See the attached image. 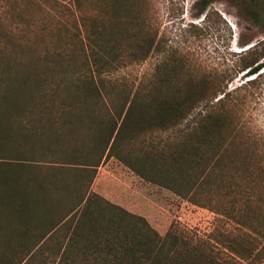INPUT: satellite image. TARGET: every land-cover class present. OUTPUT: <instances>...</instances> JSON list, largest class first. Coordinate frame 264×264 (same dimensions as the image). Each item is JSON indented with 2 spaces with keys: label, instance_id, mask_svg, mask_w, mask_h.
Here are the masks:
<instances>
[{
  "label": "trees",
  "instance_id": "16d2710c",
  "mask_svg": "<svg viewBox=\"0 0 264 264\" xmlns=\"http://www.w3.org/2000/svg\"><path fill=\"white\" fill-rule=\"evenodd\" d=\"M65 1L77 16L74 36L79 44H68H72L70 49L80 48L78 66L70 69L77 58L74 53L65 60L66 66L59 67V59L50 62L51 66L44 63V71L0 66V264L263 261L264 194L255 189L264 191V169L222 159L226 154L234 161L236 153L232 156L231 150L238 131L231 127L226 113L215 109V79L207 75L194 82L192 77L181 74L182 66L175 60L170 66L163 65L155 80L143 75L146 81L122 91V102L111 113L105 101V95L110 93L106 92L102 74L112 70L114 61L122 55L125 64L145 61L156 48L149 2ZM214 1L217 0H199V4L204 11ZM229 1L255 4V0ZM17 2L0 0V16L24 20L38 4L36 0H23L26 12H16L12 4ZM87 6L96 12L85 10ZM9 36L8 32L4 34L2 47L8 48ZM248 44L249 41L239 42L242 48ZM252 48L243 50L240 56L238 72L246 71L247 77L258 76L264 68ZM201 104L202 110L195 113ZM92 108L108 110L109 124L104 125L103 118L90 116L87 112ZM33 111L39 112L37 121L41 123L25 124L22 118ZM83 118L97 122L91 147L94 154L100 152L96 161L43 164L33 160L34 146L43 140L48 141L46 148L55 146L65 152L70 149L68 158L74 157L77 150L69 148L67 141L74 120ZM183 125L185 128L180 130ZM173 129L181 138L169 141L166 149L154 155H139L125 147L129 145L127 139L137 133ZM111 157L148 182L234 222L236 229L217 228L206 238L174 225L158 232L144 217L91 190L101 160ZM231 166L235 172V168L243 169V175L238 176L241 182L231 183ZM218 184H224L223 197H230L229 209L214 203Z\"/></svg>",
  "mask_w": 264,
  "mask_h": 264
},
{
  "label": "rangeland",
  "instance_id": "374dc122",
  "mask_svg": "<svg viewBox=\"0 0 264 264\" xmlns=\"http://www.w3.org/2000/svg\"><path fill=\"white\" fill-rule=\"evenodd\" d=\"M36 2L38 4L33 14L24 16V20L12 17L3 19L4 16H0V66L6 64L14 70L44 71V63L51 66L50 62L59 59L61 62L58 66H66L68 63L65 60L72 53L77 58L71 63L70 69L78 66V62H81L78 58L80 48L70 49L69 45L72 44H68H79L78 38L74 36L77 16L73 6L64 0ZM148 2L156 48L145 61L128 60L125 64L122 55V60L114 61L112 70L102 74L106 92L110 93L105 95L109 111L115 113V109H118L123 99L120 96L122 91L136 87L141 80L146 81L142 79L143 75L155 80L163 70V65L170 66L176 60L182 66L181 74L192 77L194 82H199L207 75L215 79L217 94L212 99L217 104L215 109L226 113L232 122L231 127H234L235 132L238 131L234 149L231 150L232 156L236 153L234 161H230L231 158L226 154L222 159L235 165L247 164L264 169V68L258 72V76L247 77L246 71L238 72L241 52L249 47L253 46L252 49H256L254 57H260V62H264V0H255V4L217 0L204 11L199 0ZM12 6L16 12L27 10L23 0H18ZM86 9L96 12L90 6ZM7 32L10 34L9 44L8 48H4L2 43ZM248 41L246 47L239 46V42ZM217 100L220 101L217 103ZM203 106L201 104L195 113L202 110ZM92 109L87 112L90 116L103 118L104 125L109 124L111 116L108 110ZM74 113L81 114L77 111ZM37 120L39 112L36 111L26 112L22 118L29 125L41 123ZM96 123L88 118L74 120L67 145L77 152L71 159L68 158L70 149L67 152L55 146L48 149V141L43 140L36 142L33 160L43 164L69 160L76 164L96 161L100 152L94 154L91 148L92 138L97 134ZM184 128L183 125L180 130ZM174 138H181L177 129L137 133L127 139L129 145L125 143V147L139 155L142 152L154 155L166 149L168 142ZM231 167V183L241 182L238 176L243 175V169L235 168V172L234 167ZM261 174L264 177V170ZM224 184H218V189H215L214 203H221L222 207L229 209L231 200L230 197H223ZM91 190L127 211L144 217L160 233L174 225L206 238L217 228L235 230L237 227L234 222L214 211L194 205L166 187L148 182L113 157L101 160ZM255 191L264 194L262 189ZM255 264H264V260Z\"/></svg>",
  "mask_w": 264,
  "mask_h": 264
},
{
  "label": "crops",
  "instance_id": "0c3cea01",
  "mask_svg": "<svg viewBox=\"0 0 264 264\" xmlns=\"http://www.w3.org/2000/svg\"><path fill=\"white\" fill-rule=\"evenodd\" d=\"M132 171V170H131Z\"/></svg>",
  "mask_w": 264,
  "mask_h": 264
}]
</instances>
